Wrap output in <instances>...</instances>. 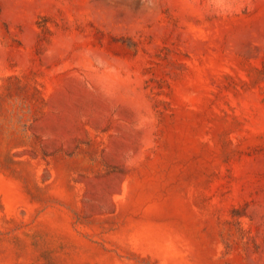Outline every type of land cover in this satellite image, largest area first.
I'll use <instances>...</instances> for the list:
<instances>
[{
    "label": "rangeland",
    "instance_id": "obj_1",
    "mask_svg": "<svg viewBox=\"0 0 264 264\" xmlns=\"http://www.w3.org/2000/svg\"><path fill=\"white\" fill-rule=\"evenodd\" d=\"M0 264H264V0H0Z\"/></svg>",
    "mask_w": 264,
    "mask_h": 264
}]
</instances>
